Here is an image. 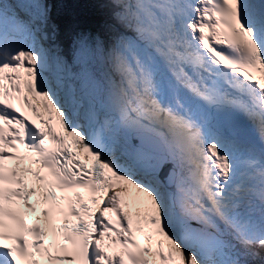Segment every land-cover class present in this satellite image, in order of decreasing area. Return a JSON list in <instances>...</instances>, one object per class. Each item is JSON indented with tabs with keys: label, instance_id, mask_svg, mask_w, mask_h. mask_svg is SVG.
I'll list each match as a JSON object with an SVG mask.
<instances>
[{
	"label": "snow or ice",
	"instance_id": "6c2138e0",
	"mask_svg": "<svg viewBox=\"0 0 264 264\" xmlns=\"http://www.w3.org/2000/svg\"><path fill=\"white\" fill-rule=\"evenodd\" d=\"M61 7L0 0V264H264V0Z\"/></svg>",
	"mask_w": 264,
	"mask_h": 264
},
{
	"label": "trees",
	"instance_id": "16d2710c",
	"mask_svg": "<svg viewBox=\"0 0 264 264\" xmlns=\"http://www.w3.org/2000/svg\"><path fill=\"white\" fill-rule=\"evenodd\" d=\"M72 4L75 8V11L82 17L85 21L88 22H97L98 24H100V22L98 21L99 19V15L101 17V21H103V16H102V12H103V7H102V3L100 1V4L95 3L96 0H79L80 2H78L80 5L77 4L76 0H71ZM76 13V16L79 18V15ZM84 20H82L84 22ZM85 23V22H84ZM90 23V22H89ZM92 27V26H91Z\"/></svg>",
	"mask_w": 264,
	"mask_h": 264
},
{
	"label": "water",
	"instance_id": "95a60500",
	"mask_svg": "<svg viewBox=\"0 0 264 264\" xmlns=\"http://www.w3.org/2000/svg\"><path fill=\"white\" fill-rule=\"evenodd\" d=\"M57 3L60 4L61 7V17L60 20L62 23H71V18L67 13V7L65 5L64 0H57Z\"/></svg>",
	"mask_w": 264,
	"mask_h": 264
}]
</instances>
